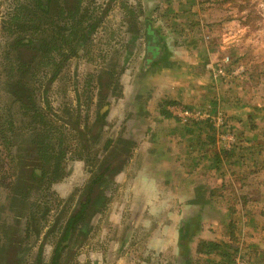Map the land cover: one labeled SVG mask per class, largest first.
<instances>
[{
    "label": "rangeland",
    "instance_id": "rangeland-1",
    "mask_svg": "<svg viewBox=\"0 0 264 264\" xmlns=\"http://www.w3.org/2000/svg\"><path fill=\"white\" fill-rule=\"evenodd\" d=\"M12 1L1 0L0 13ZM91 3L95 9L87 13L91 21L101 18L98 28L56 87L41 97L44 106L49 101V115L71 122L78 117L86 130L78 132L71 123L58 128L66 134L62 146L77 147L64 161L67 174L56 186L61 201L50 203L51 210L73 204L69 197L105 153L107 139L132 143L106 187V207L75 240L71 264H215L218 258L198 252V242L229 240L231 220L234 237L239 235L231 264H264V0L195 4L198 25L189 37L178 30L188 28L191 12L168 13L165 0ZM177 3L172 1L175 9ZM147 43L156 53L146 59ZM103 70L117 76L104 95L98 76ZM3 81L0 112L8 117L15 106ZM168 100L176 102L166 105L165 117ZM102 102L108 110L95 132L91 124ZM183 109L203 117L183 120L175 115ZM17 128L25 143L31 125L19 121ZM207 130L214 144L201 139ZM83 138H89L90 155ZM6 145L0 142L1 209L9 201L4 186L11 178ZM233 149L231 157L223 155ZM211 150L222 151L219 166ZM36 195L29 200L35 202ZM46 241L49 260L52 239ZM33 257L25 256L22 264Z\"/></svg>",
    "mask_w": 264,
    "mask_h": 264
},
{
    "label": "flooded vegetation",
    "instance_id": "flooded-vegetation-1",
    "mask_svg": "<svg viewBox=\"0 0 264 264\" xmlns=\"http://www.w3.org/2000/svg\"><path fill=\"white\" fill-rule=\"evenodd\" d=\"M38 1L13 0L9 8L0 13V78L4 79L5 92L10 95L15 106V109L7 113L8 117L0 112V118L4 119L0 120V142L8 144L6 149L11 166V178L4 186L7 190L6 200L9 201L5 202L7 205L4 208L0 207V264H22L27 255L34 257L26 264H54L57 255V264H71L78 249L74 244L75 240L85 234V226L106 207V187L113 181L114 173L122 163V154L129 152L128 144L132 143L130 138L124 137L107 139L103 147L105 153L100 155L97 164L91 166L84 175V182L69 197V200L74 201L73 204L67 208L62 206L58 211L51 210L50 203L61 201L56 186L67 174L64 161L74 155L71 150L77 147H63L66 134L58 128L71 123L72 128L78 132L85 133L86 130L78 117L71 122L60 116L54 118L49 115V101L45 98L44 106L41 97L43 99L44 93L47 94L52 87H56L55 82L69 61L83 52L101 18L91 21V15L87 13L95 9L94 6L89 8L91 0H52L48 6L45 4L46 0H42V4ZM129 9L130 12L133 11L126 8L127 12ZM147 28L146 33H149L151 28ZM82 29L84 37L80 33ZM21 36L29 38L30 43L18 44ZM146 45L149 49L153 48L151 43ZM98 76L100 82L105 80L104 86L99 90L100 94L104 95L114 89L108 84L110 79L117 84L115 73L109 74V71L103 70ZM95 110L91 126L96 132L97 126L107 114L108 103L102 102ZM99 111H106V114L102 116L98 114ZM19 121L31 125L29 140L25 143L18 138ZM84 139V147L89 151V138ZM120 142L123 143L119 146ZM89 152L88 155L91 154ZM33 167L40 168L38 172H43L42 178L37 181H33L30 176ZM97 173H104L105 178L111 176L110 181L98 185L104 199L97 203L93 201L91 208L85 210L82 218L75 221L73 228H69V218L79 207V201ZM32 193L37 194L35 202L29 200ZM100 196L98 192L96 198ZM45 225L47 227L43 232ZM66 230L68 235L64 238ZM33 237L36 240L41 237V240L31 242ZM48 237L52 242L50 257L46 260ZM61 242L62 247L59 248Z\"/></svg>",
    "mask_w": 264,
    "mask_h": 264
},
{
    "label": "trees",
    "instance_id": "trees-1",
    "mask_svg": "<svg viewBox=\"0 0 264 264\" xmlns=\"http://www.w3.org/2000/svg\"><path fill=\"white\" fill-rule=\"evenodd\" d=\"M168 4H167V12L168 13H182V15L185 14V12L190 11V15L188 16L187 20H186V24L188 25V28H186L185 26H182L180 30H178V34L184 35L185 37H189L191 30H193V28H195L198 25V20H195L193 17L197 15V12H194L192 10V6L195 4H203L207 1L210 0H176L178 1V7L177 9H175L172 6V1L173 0H165ZM38 2H40L41 4L43 3L42 0H39ZM52 2V0H46V5L48 6L50 3ZM40 6V4H39ZM85 28V27H84ZM81 36L84 37L85 33H84V29H82L80 31ZM148 36H151V39H153L152 37L156 36L155 31H151V29L149 30V33H147ZM27 43H30L29 38L27 39V37L25 36H21L18 38V44L20 45H25ZM190 43H194L196 44L197 42H194L193 40H190ZM151 47H153L151 45ZM50 50V48H49ZM159 52V50H158ZM157 52V53H158ZM156 53V51H154V49H149L148 48V52L146 55V59L150 56H154V54ZM160 54H158L159 56ZM105 80H101V87L104 86V82ZM176 101L174 100H168L165 101L163 103V108H162V114L165 117H170V112L166 109V105L170 104V103H175ZM98 114H101L102 116L106 114V111L103 112H98ZM100 116V115H99ZM208 134L203 135L202 132L197 134V137H199L200 139V135L201 139H205V144L209 143V144H214L215 142V137L214 134L212 132V130H207ZM237 143L234 145L233 148H236ZM232 151V150H231ZM224 151V156L225 157H231L232 154H234V149L233 151ZM211 152L214 162L216 163V166H219L220 162H221V152H218L216 150H211L209 151ZM40 168H32L31 169V179L33 181H37L39 179L42 178L43 176V172H38ZM104 173H97L95 175V177L91 180V182L88 185V189L87 191L84 193V197L82 198V200L79 201V207L75 209V212L72 214V216L69 218V228H73L75 226V221H77L79 218H82V215L84 214L85 210H89L91 208L92 202L96 201L95 203H97L98 201H101L104 199V196L102 195V190H99L98 185L102 184V183H106L107 181L111 180V176H108V178H105ZM98 192H100L102 198L100 199V197H97ZM214 191H211L210 194H213ZM96 198V199H95ZM243 201L244 203L247 202L248 198L247 196L243 197ZM230 230H229V240H223V241H214V240H200L198 243V252L201 254H206L208 256L209 259L212 258H218V260L215 261V264H231L232 263V259H233V255H234V251L237 250V240L239 239V235H235L234 237V232H235V226H234V221H230ZM68 235V230H66V233L64 235V238H66ZM62 247V242L59 243V248ZM58 255L55 256V261L54 264H57L56 259H57Z\"/></svg>",
    "mask_w": 264,
    "mask_h": 264
},
{
    "label": "built area",
    "instance_id": "built-area-1",
    "mask_svg": "<svg viewBox=\"0 0 264 264\" xmlns=\"http://www.w3.org/2000/svg\"><path fill=\"white\" fill-rule=\"evenodd\" d=\"M175 115L183 120L203 117L201 113L190 111L188 109L179 110L178 114Z\"/></svg>",
    "mask_w": 264,
    "mask_h": 264
}]
</instances>
